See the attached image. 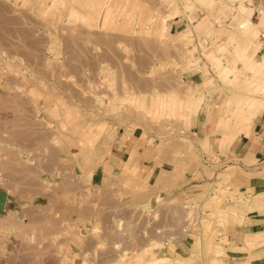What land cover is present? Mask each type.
Returning <instances> with one entry per match:
<instances>
[{
	"label": "rangeland",
	"instance_id": "obj_1",
	"mask_svg": "<svg viewBox=\"0 0 264 264\" xmlns=\"http://www.w3.org/2000/svg\"><path fill=\"white\" fill-rule=\"evenodd\" d=\"M247 1L0 0V264H232L218 230L242 196L213 142L248 134L264 109V18ZM205 124L210 142L194 134ZM123 130L148 149L112 169ZM147 158L152 178L137 169Z\"/></svg>",
	"mask_w": 264,
	"mask_h": 264
},
{
	"label": "crops",
	"instance_id": "obj_2",
	"mask_svg": "<svg viewBox=\"0 0 264 264\" xmlns=\"http://www.w3.org/2000/svg\"><path fill=\"white\" fill-rule=\"evenodd\" d=\"M246 6L252 9L255 15H261L258 17L259 20L263 17L264 0H248ZM193 25L194 19L191 15L174 17L168 23L167 35L177 36L181 30L186 31L188 26ZM196 77L202 78L203 75L202 73L193 75L195 80ZM255 116L248 134H238L225 146L221 145L218 138L213 142L215 155L219 158L217 163L219 168L226 173L231 190L238 191L242 196L238 205L234 207L236 224L226 230H218V238H227L229 242L226 246L227 257L232 264H264V245L259 244L251 251L246 247L247 238L250 237L255 242L256 235L264 234V109L258 110ZM208 125H200L193 130L197 137L210 142L214 131H207ZM133 135L127 130L121 131L119 139H116L107 150L105 160L108 167L121 168L134 150L142 156L147 152L148 143L146 146L140 145L139 136ZM137 169L145 177L152 178L158 167L147 158L140 161ZM257 240L256 242L262 241Z\"/></svg>",
	"mask_w": 264,
	"mask_h": 264
},
{
	"label": "bare ground",
	"instance_id": "obj_3",
	"mask_svg": "<svg viewBox=\"0 0 264 264\" xmlns=\"http://www.w3.org/2000/svg\"><path fill=\"white\" fill-rule=\"evenodd\" d=\"M234 8V7H233ZM262 10V9H261ZM259 11V10H258ZM245 13L246 14H248L247 16H246V18H245V16L243 17V19L242 20H244V21H242V23H241V28H244V31L245 32H249L250 30H252V29H250V26L248 25V24H251L252 26H253V24L251 23V21H250V16H251V13H248L247 11L246 12H244V14L243 15H245ZM235 14H236V12H235ZM240 14V13H239ZM262 14V13H261ZM234 18V17H233ZM245 18V19H244ZM263 18H264V12H263ZM232 20V19H231ZM256 26V25H255ZM254 28H257V26L256 27H254ZM256 30V29H255ZM255 32V31H254ZM247 34V33H246ZM245 34V36H247ZM257 34V33H256ZM248 39V38H247ZM246 40V39H245ZM246 41H249V40H246ZM246 41H244V42H246ZM245 44V43H244ZM250 44L251 43H248V44H246L245 46L243 45H241V47L242 48H244V49H241V50H243V52L241 53V56H242V59L244 60V61H246L247 63L246 64H248V63H253L254 62V58L255 57H257L258 55V50H259V46H258V48L256 49V51L254 52V54L252 55V56H249V55H246V52L249 50V48H250ZM240 49L238 50V51H240ZM241 52V51H240ZM238 53V52H237ZM240 57V56H239ZM238 57V58H239ZM239 61H240V59H239ZM258 63H260V64H262L263 66H264V57L263 58H260L259 59V61H257ZM224 68V67H223ZM227 68V67H226ZM225 68V70H228V72L229 73H231L232 72V68H231V72H230V69L228 68V69H226ZM223 71L224 72V74L225 75H228V73L226 72V71ZM227 73V74H226ZM204 87V86H203ZM194 94V93H193ZM188 95H191L192 96V93H188ZM247 103H251L250 101L248 102H246L245 103V105L247 104ZM253 103V102H252ZM262 103H264V102H261L260 103V106H261V104ZM257 102H256V105H255V101H254V105L255 106H257ZM244 104H243V106H241L239 109H240V112L241 113H244L245 112V114H244V116H247L246 115V113L249 115V113H252L253 111H254V105L252 104V105H246L245 106ZM259 107V106H258ZM262 108V107H261ZM239 116V115H238ZM256 117V116H255ZM235 119V118H234ZM233 119V120H234ZM238 119V118H237ZM247 119H248V117H247ZM225 120H227L226 118H225ZM244 120H245V117H244ZM249 120V119H248ZM236 120H234V122H235ZM225 122L226 121H224V119H221V121H220V125H222L223 124V126L225 125ZM240 122V121H239ZM218 123H219V120H218ZM237 123V122H236ZM235 123V124H236ZM249 123V122H248ZM228 124V122H226V125L225 126H228L227 125ZM236 125H238V124H236ZM246 125V124H245ZM85 141V140H84ZM85 144V143H84ZM44 145H46V144H44ZM75 151V150H74ZM75 153V152H74ZM134 153V152H133ZM132 152L130 153V155H129V158H128V161L126 162V164H125V168L127 169V168H129L132 164H133V159H134V154H133ZM33 158V157H32ZM16 162V161H15ZM6 193H8V192H6ZM9 201H10V197H9V194H8V196H7V200H6V203H5V212L7 211V206H8V203H9ZM190 214V213H189ZM191 216V215H190ZM259 235H256L255 237H254V239L255 240H257L256 238L258 237ZM253 239L252 238H247V241L248 242H253L252 241ZM260 243H262V245H264V239H262V241L260 242ZM249 244H251V243H249ZM254 244L255 243H253V246H254ZM257 244V243H256ZM260 246H261V244H260ZM251 247V246H250ZM214 248H216V247H214ZM217 249V248H216ZM214 251V250H213ZM214 253H215V251H214ZM216 255V260H219L221 257H224V256H226L225 255V253L223 252V250H222V248H218L217 249V251H216V253H215ZM141 262V261H140ZM217 263V262H216ZM145 264H172V262H171V259L170 258H168V257H161V258H159V259H155V260H152V261H149V262H145Z\"/></svg>",
	"mask_w": 264,
	"mask_h": 264
},
{
	"label": "water",
	"instance_id": "obj_4",
	"mask_svg": "<svg viewBox=\"0 0 264 264\" xmlns=\"http://www.w3.org/2000/svg\"><path fill=\"white\" fill-rule=\"evenodd\" d=\"M7 200V193L0 188V215L4 212L5 203Z\"/></svg>",
	"mask_w": 264,
	"mask_h": 264
}]
</instances>
